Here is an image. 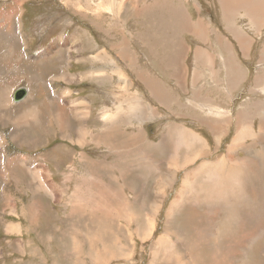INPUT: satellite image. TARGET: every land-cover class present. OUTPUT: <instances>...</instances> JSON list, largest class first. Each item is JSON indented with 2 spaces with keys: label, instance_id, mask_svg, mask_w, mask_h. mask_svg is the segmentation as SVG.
I'll list each match as a JSON object with an SVG mask.
<instances>
[{
  "label": "rangeland",
  "instance_id": "obj_1",
  "mask_svg": "<svg viewBox=\"0 0 264 264\" xmlns=\"http://www.w3.org/2000/svg\"><path fill=\"white\" fill-rule=\"evenodd\" d=\"M105 1L111 6L100 11L97 5ZM219 3L150 0L146 6L147 0H78L73 4L71 0H0V264H177L173 262L179 253H185V240L192 247L202 229L214 234L217 244L203 241L197 250L195 244L188 254L192 253L198 264H264V25L252 28L248 19L253 18L251 13H258L245 12L251 7L243 5L223 14L225 19L228 16L227 25L221 15L218 22L219 10L222 14ZM76 4L86 7L84 17L77 15ZM11 11L15 17L9 21ZM94 22L102 27H94ZM200 23L204 30L195 36L191 27ZM82 28L89 35L86 50L89 54L101 52L103 58L95 64L92 56L86 57L80 68L76 63L82 57V44L74 47L63 36H76ZM242 31L250 39L247 51L236 40ZM216 33L222 34L224 44L216 43L220 39ZM200 48L214 52L215 58L218 54H238V61L232 60L230 65L235 78L236 64L244 65V82L239 79V86L229 82L228 87L224 71L217 82L207 65L197 70L200 75L196 78L191 55ZM188 55L187 61L182 60ZM219 60L221 66L223 61ZM132 63L145 68V84H155L151 74L168 78L162 82L164 88L155 86L165 95L151 99L158 104L164 122L146 126L149 162L138 154L143 159L140 167L116 171L121 159L110 156L108 148H94L93 120L86 123L72 102L90 86L88 79L79 82L78 71L89 76L96 70L103 75L121 69L135 81ZM45 79L52 80L53 96ZM20 88L28 89L27 94L15 101L14 94ZM218 127L222 128L219 133ZM240 128L245 133L231 150ZM114 136L123 143L124 138ZM134 154L137 152L130 156L136 158ZM99 177L109 182L107 187L113 184L108 187L115 194L111 206L97 195L93 180ZM231 181L237 197L224 195L220 187ZM51 188L53 194L49 193ZM182 188L184 197L178 195ZM93 196L98 200L92 213L87 209ZM220 201L233 209L219 210ZM172 208L177 209V215L171 225L182 232V240L176 231L160 240L169 231L168 210ZM211 208L217 210L211 212ZM36 213L39 221L34 219ZM149 213L154 230L146 218ZM77 241L81 255L76 253ZM121 244L125 245L124 254ZM156 244L157 248L164 246L154 257ZM34 248L48 257L21 254Z\"/></svg>",
  "mask_w": 264,
  "mask_h": 264
},
{
  "label": "crops",
  "instance_id": "obj_2",
  "mask_svg": "<svg viewBox=\"0 0 264 264\" xmlns=\"http://www.w3.org/2000/svg\"><path fill=\"white\" fill-rule=\"evenodd\" d=\"M71 1L73 4V2H76L78 0H76V1L71 0ZM149 1L150 0H147L146 6L148 5ZM108 3H109V5H108ZM219 4H220L222 14L220 13V10H219V16L217 18L218 22L220 20V15H221L222 16V18H221L222 22L227 25L228 16H227V19H225V17H223V14L226 11L229 12L231 7H229L226 4V1L222 2V0H220ZM222 5H225V6L222 8ZM236 5L237 6H240V5L250 6L251 8L247 9L245 12L252 11V12L258 13V14L252 13L253 15H255L256 18L253 17L251 19H248L252 28L253 27L254 28H257V27L261 28L264 25V24H262L264 22V2H263V5L261 4V1H259V4H256V3H254V1H251L248 3H244V2L237 3ZM82 6H85L84 2L82 3ZM110 6H111V3L108 1H105L104 4L97 5V8H99V10L101 9L100 11H107V9ZM76 7H77L76 10L78 11L77 15H79V16L82 15L84 17V15H85L84 13L87 10L86 7L80 8V7H78L77 4H76ZM116 9H118V4L116 5ZM242 17L237 18L236 25L242 19ZM244 17H245V15H244ZM202 22L204 23V21H202ZM99 26L102 27L101 25L97 26V24L94 22V27H99ZM111 28L112 27H109L108 30L106 31V34H108V37L110 34L109 30ZM219 28H220V26H219ZM229 28L232 29V28H235V26L229 25ZM98 30H101V29L98 28ZM203 30H204V26L202 25V23H200L198 25H194L193 27H191V31L193 34H195V36L201 34L203 32ZM242 32H243V34L237 36L236 40H238L237 42H239L240 47L244 51H247L248 48L243 47L244 44L242 42L250 45V39H249V36L246 33V31H242ZM216 34L218 37H220V39H218V41L216 43L218 45L224 44L225 40H224V37L222 36V34L221 33L220 34L216 33ZM88 36L89 35H88L87 30L85 28H82L80 31H77L76 37L75 36H72V37L63 36L64 38L66 37V41L68 39H75L77 45H78V42H80L82 44V48H83V51L81 53L82 57L80 58V61L76 63L77 67L79 66L80 68L83 67L81 64V60L84 61L86 57L92 56L93 62H95V64L98 61H100V59L103 58V56H101V52L98 54H95V53L89 54L90 51L86 50V48L84 46L89 42ZM93 40L95 41V38H93ZM106 42L109 43V41H106ZM80 50H81V47H80ZM189 57H190V55H188L187 58L182 59V60L187 61ZM238 57H240V56L236 53H228L227 55L218 54L215 58L214 52H212L210 50H205V49L202 50V48H200L198 51L194 52V54L191 55V59H192V63H193V70H196V73H195L196 78L200 75V73H197V70H200L201 67H204L205 65H207V66L211 67V78H213L217 82H220L218 78L220 77L221 72L224 71L225 76H223V79L227 83L228 87L230 85L229 82L233 83L235 81L236 86H239V84H240V82L238 84L239 79H241V81L244 82V75H243L244 65L236 64V75H237L236 78L234 76L235 70H234L233 66L230 65V61L235 60L237 62ZM218 58H220V60H219L220 62H222V61L224 62V64L222 62L221 66H218V64H217ZM135 66L136 67L133 66V63L131 64V71L133 73H135V81L138 80L139 83H136L133 80L132 75L127 74L126 71H123L121 69H119V70L115 69L112 71H108L103 75H102V72L96 70V71H94V74L91 73V75H89V76H85L86 71H84V70H82V72L78 71L79 82H81V81L85 82L86 79H88L87 82L90 83V86L88 83L85 85V86H89L85 93H83V94L79 93L78 94L77 100L82 99L81 104L77 108L78 114L80 117H82L85 120L86 123H88V121H90V120H93L94 136H93L92 140L94 142H97L98 136L100 134H103L104 131H106V130H108L109 133H111L113 135V141L114 142L111 141V143H109V144L103 143L104 145L103 144L99 145V144L95 143L94 148H97L99 150H102V148H108L110 154L112 153L110 156L115 155L116 157H118V159H121V161L119 162L121 164L117 165L116 171H119V169L121 171L123 169L122 168L123 165L125 166L123 170H127V168H128V170H134L137 167H140L142 165V160H143L142 158H146L147 163L149 162L148 160H150V154L151 153L149 151L148 129L146 126L148 124L155 123L156 121L157 122L158 121L164 122V116L160 117L159 112L157 110L158 104L151 102V99H155V98L160 99V98H162L163 94L165 95V92L163 93L161 91H158V89L155 86L161 85V87L164 88V86L162 85V82L167 81L168 78L166 79V77H165V79H162L161 75H163V74H161L160 76L157 75L156 73L154 75L151 74L152 77L156 80H159L161 84H159L156 80H154L155 84L152 86L145 84V83H143L144 77L146 75L145 68L138 67L136 64H135ZM218 67H219V69H218ZM238 70H240V74H239ZM148 72L150 73V71H148ZM193 73H194V71H193ZM46 74H48V73L46 72ZM80 75H82V76H80ZM117 77H119L120 80L122 81L120 84L116 83L118 81ZM129 77H131V79ZM176 77H177V75L171 77L170 81H172V79L176 78ZM178 78H180V77L178 76ZM45 80L47 82L46 86H47L49 92H51V95L53 96L52 80H50V79L49 80L45 79ZM195 80L199 81L198 79H194V81ZM149 86H151V88ZM51 95H50V97L52 98ZM64 95H66V94H64ZM80 107H83L82 108L83 112H81ZM55 121L58 122L57 119H55ZM241 122L242 121L240 119H239V122L237 121L238 127H239V124H241ZM86 130H88V128H86ZM96 130H98V131H96ZM94 131H96V132H94ZM220 131H222L221 127L218 129L217 133H219ZM114 133H116L118 136L124 138V139H121V141L123 142L122 144H120L118 142V141H120V139H118L116 136H114ZM133 138H134V141L132 143L131 140ZM130 141H131V145L129 144ZM134 143H135V145H134ZM138 143H140V144H138ZM111 144H113V146H110ZM230 149L234 150L231 147H230ZM135 151L137 152L136 155L134 154L136 158H133V155L132 156H130V155L135 153ZM85 154H87V153L84 152V155ZM138 154H139V157L141 156L142 158H140V159L137 158ZM144 154H145V156H144ZM91 167H94V162L92 163ZM87 177H89V175H87ZM93 181H95V180H93ZM238 181L239 180L236 181V184ZM229 183L232 184L233 182L231 181ZM51 191H53V192L51 193L49 190V193L53 194L55 192L54 188H51ZM50 196L52 197V195H50ZM89 199H91V202L88 205L87 211H89V212L91 211L93 213V211H94L93 209H94L97 201H96V198H93V197H91ZM82 210L84 212L86 211L85 208H82ZM34 219L39 221V217H38L37 213L34 215ZM36 225L39 226L40 225L39 222H37ZM74 228H76V226ZM218 251H220V250H218ZM21 254H23L24 256L29 254V255H32L36 258H40V259H46L48 257L47 254L44 255L42 253H39L37 248H34L33 251L29 250V252L26 249H24L21 252ZM81 254L82 253H80V255ZM98 264H100V262H98Z\"/></svg>",
  "mask_w": 264,
  "mask_h": 264
},
{
  "label": "bare ground",
  "instance_id": "obj_3",
  "mask_svg": "<svg viewBox=\"0 0 264 264\" xmlns=\"http://www.w3.org/2000/svg\"><path fill=\"white\" fill-rule=\"evenodd\" d=\"M226 1V4L229 6V7H231V8H235L237 5V3H241V2H244V3H248L249 2V0H239V2L237 1V0H225ZM93 2V1H92ZM100 2H102V1H100ZM104 2V1H103ZM107 3V2H106ZM108 5H109V3H108ZM113 5V4H112ZM6 6V5H5ZM12 7V6H11ZM18 7V6H17ZM19 10V9H18ZM17 10V11H18ZM101 10V9H100ZM94 11V10H93ZM19 12H20V10H19ZM89 12V11H88ZM91 12V11H90ZM120 13V12H119ZM118 13V14H119ZM16 14H18L17 12H16ZM251 15L253 16V17H255V15H253L252 13H251ZM15 17V13L13 12V11H11V13H10V16H8V20L10 21L11 19H13ZM256 18V17H255ZM230 22V21H229ZM262 24H264V22L262 23ZM261 24V25H262ZM236 25V24H235ZM260 25V26H261ZM98 26V25H97ZM124 26V25H123ZM198 30V29H197ZM76 37V36H75ZM80 39V38H79ZM76 40L75 39H68L66 42H73V46L74 47H77L78 45L76 44V42H75ZM244 45H248V44H245L244 42H242ZM243 45V47H246V46H244ZM51 46V45H50ZM69 47V46H68ZM71 47V46H70ZM73 48V47H72ZM60 49H61V47H60ZM106 49V48H105ZM54 50V48H52L51 49V51H50V55L52 54V51ZM57 50V49H56ZM85 50V49H84ZM247 50V49H246ZM124 55V54H123ZM60 56V55H59ZM100 56V55H99ZM61 57H62V54H61ZM62 59V58H61ZM64 59V58H63ZM62 59V60H63ZM47 60V59H46ZM87 60V59H86ZM89 60V59H88ZM50 61H51V59H50ZM67 72V71H66ZM63 75V74H62ZM154 75V74H153ZM68 76H71V74H68L67 75V77ZM85 76H86V74H85ZM60 78V77H59ZM261 90V89H260ZM9 91V90H8ZM70 90H67L66 92H65V94L66 93H68ZM74 91V90H73ZM4 92V91H3ZM10 93V92H9ZM63 93H64V91H63ZM68 95V94H67ZM127 95V94H126ZM123 99V98H122ZM77 100V99H76ZM82 100V99H81ZM81 100L79 99V100H77V101H75V102H72L75 106H79L80 104H81ZM122 101V100H121ZM125 101V100H124ZM71 103V104H72ZM124 104V103H123ZM122 105V104H121ZM69 107V106H68ZM9 108V107H8ZM34 109V108H33ZM211 109V108H210ZM210 109H209V112H211L210 111ZM29 111H33V110H29ZM230 111V110H229ZM28 112V111H27ZM81 112H83V111H81ZM90 112V111H89ZM213 112V111H212ZM211 112V113H212ZM218 111H216V113H217ZM29 113V112H28ZM31 114H32V112H30ZM26 115H28L27 113H26ZM33 115V114H32ZM36 115H38V114H36ZM61 115V114H60ZM89 115V114H88ZM28 116H30V114L28 115ZM37 117V116H36ZM32 119H33V116H32ZM260 125H261V123H260ZM55 126V125H54ZM71 126V125H70ZM82 126V125H81ZM245 127V126H244ZM243 127V128H244ZM261 127V126H260ZM259 127V128H260ZM71 128H73V127H71ZM79 128H81V127H79ZM218 128H220V127H218ZM68 129H69V127H68ZM83 129H84V127H83ZM245 129H246V127H245ZM243 129H241L240 128V130L239 131H241V133L235 138V140H234V143H233V145H232V148L233 149H236V147L239 145L238 144V140L243 136V134L245 133V130H243ZM68 131V130H67ZM84 131V130H83ZM87 131V130H86ZM69 132V131H68ZM258 132H261V131H258ZM53 133V132H52ZM79 133H80V131H79ZM82 133V132H81ZM51 134V133H50ZM65 134V133H64ZM78 134V133H77ZM87 134V133H86ZM61 135V134H60ZM66 135V134H65ZM259 135V134H258ZM262 135H264L263 133H262ZM63 136V135H62ZM88 136V135H87ZM91 136V135H90ZM259 136H261V135H259ZM258 136V137H259ZM66 137V136H65ZM69 137V136H68ZM79 137H80V135H79ZM82 137H84V136H82ZM89 137V136H88ZM133 137V136H132ZM131 137V138H132ZM91 138H92V136H91ZM90 138V139H91ZM201 138V137H200ZM261 138V137H260ZM65 139V138H64ZM98 140H97V144H103V143H105V144H109V143H111V141L112 142H114L113 141V135L111 134V133H109V131L108 130H106V131H104V133L103 134H100L99 136H98V138H97ZM204 139V138H203ZM74 140V139H73ZM82 140V139H81ZM96 140V139H95ZM140 140V139H139ZM200 140V139H199ZM262 140V139H261ZM69 141H70V139H69ZM132 141V143H133V141H134V138L131 140ZM179 142V141H178ZM177 142V143H178ZM191 142V141H190ZM200 142V141H199ZM80 143V142H79ZM89 143H91V142H89ZM78 144V143H77ZM84 144V143H83ZM114 144V143H113ZM113 144H111L110 146H113ZM137 144V143H136ZM138 144H140V143H138ZM92 145H94V144H92ZM104 145V144H103ZM134 145H135V143H134ZM86 146V145H85ZM84 146V147H85ZM145 146V145H144ZM252 146H254L253 144H252ZM257 146H258V144H257ZM235 147V148H234ZM110 148V147H109ZM135 148V147H134ZM259 151V150H258ZM263 151V150H262ZM99 153V152H98ZM257 153V152H256ZM112 154V153H111ZM258 154V153H257ZM260 154H262V152L260 153ZM144 156H145V154H144ZM187 156V155H186ZM101 157V156H100ZM138 158V157H137ZM149 159V158H148ZM187 160V159H186ZM219 160H220V158H219ZM218 160V161H219ZM223 160V159H222ZM221 160V161H222ZM261 160V159H260ZM149 161V160H148ZM181 162H183L182 160H181ZM186 161H184V164L186 165V163H185ZM223 162V161H222ZM203 164V163H202ZM176 165V164H175ZM188 165V164H187ZM237 165V164H236ZM107 165H105V167H106ZM178 166V165H177ZM182 166H184V165H182ZM182 166H180V169H181V167ZM201 166V165H200ZM238 166H240V165H237V167ZM109 167V166H108ZM174 167V166H173ZM241 167V166H240ZM243 167V166H242ZM111 168V167H110ZM109 168V169H110ZM120 168V167H119ZM175 168V167H174ZM177 168V167H176ZM124 169V168H123ZM122 169V170H123ZM128 169V168H127ZM173 169V168H172ZM103 170V169H102ZM112 171V170H111ZM119 171H120V169H119ZM201 171V170H200ZM208 171V170H207ZM236 171L238 172V169H236ZM240 171V170H239ZM202 172H204V171H202ZM206 172V171H205ZM106 173V172H105ZM118 173V172H117ZM141 173V172H140ZM171 173V172H170ZM98 174V173H97ZM96 174V175H97ZM108 174V173H107ZM110 174V173H109ZM114 174V173H113ZM120 174V173H119ZM142 174V173H141ZM175 176V175H174ZM140 177V176H139ZM77 178V177H76ZM169 178H170V176H169ZM208 178V177H207ZM108 179V178H107ZM121 179V178H120ZM139 179V178H138ZM144 179H145V177H144ZM171 179V178H170ZM182 179V178H181ZM78 180V179H77ZM95 181H93L94 183H96L97 184V188H98V193H97V195H98V197H99V199H101L102 201H104L108 206H111V204H112V202H114L115 201V194L113 193V192H110L109 190V188L108 187H112V185L111 184H109V185H111V186H108L107 187V184L109 183L106 179H103V178H96V179H94ZM141 180H142V178H141ZM168 180V179H167ZM110 181H112V179H110ZM167 183H168V181H166ZM122 183V182H121ZM171 184V183H170ZM174 184V183H173ZM184 184H187V182L186 181H184ZM118 185V184H117ZM119 187V186H118ZM182 187V186H181ZM221 187V189H222V191L223 190H225V192H223V194L224 195H232V196H236L237 197V195H239V193H238V191L237 190H233V188L235 187V185H234V182L232 183V184H230V183H228L227 185H225V186H220ZM96 188V187H95ZM96 188V189H97ZM158 188V187H157ZM156 188V189H157ZM214 188V187H213ZM237 188V187H236ZM114 189V188H113ZM127 189V188H126ZM166 189V188H165ZM218 189V188H217ZM242 189V188H241ZM50 191H51V189H49ZM159 190V189H158ZM167 190V189H166ZM214 190V189H213ZM211 191V190H210ZM209 191V192H210ZM53 192V191H52ZM51 192V193H52ZM94 192H96V191H94ZM216 192H217V190H216ZM215 192V193H216ZM130 193H131V191H130ZM180 193V194H179ZM178 193V195L180 196V197H184V194H185V191H184V189L182 188L181 189V191ZM208 193V192H207ZM206 193V194H207ZM214 193V192H213ZM218 193V192H217ZM227 193V194H226ZM161 194H162V192H161ZM219 194H220V190H219ZM95 195V194H94ZM118 195V194H117ZM120 195H122V194H120ZM209 195V194H208ZM221 195H222V193H221ZM74 196V195H73ZM72 196V197H73ZM130 196V195H129ZM146 196V195H145ZM165 196V195H164ZM212 196V195H211ZM76 197V196H75ZM75 197L73 198V199H75ZM80 197V196H79ZM117 197H119V195L117 196ZM135 197V196H134ZM133 197V198H134ZM81 198V197H80ZM93 198H96V201L98 200L97 199V197H95V196H93ZM122 198V197H121ZM118 199V198H117ZM162 199H164V198H162ZM72 200V199H71ZM77 200V199H76ZM86 200V199H85ZM133 200V199H132ZM69 201H70V198H69ZM112 201V202H111ZM119 201H121L122 202V199L121 200H119ZM126 201V200H125ZM162 201V200H161ZM175 201H176V199H175ZM128 202H129V204H131L132 205V201L129 199L128 200ZM177 202V201H176ZM196 202V201H195ZM209 202V201H208ZM161 203V202H160ZM172 203V202H171ZM207 203V202H206ZM215 202H212L210 205L211 206H214L215 204H214ZM227 203H229V199H228V201H227ZM81 204V203H80ZM124 204V203H123ZM150 204V203H149ZM149 204H148V206H149ZM153 204V203H152ZM174 205L176 204V203H173ZM172 204V205H173ZM200 204V203H199ZM219 204H220V209L219 210H221V211H223V210H227V209H230L231 207H226L221 201L219 202ZM218 204V205H219ZM154 205V204H153ZM171 205V206H172ZM190 205H191V203H190ZM229 205H231V203L229 204ZM82 206H83V204H82ZM120 206V205H119ZM125 206V205H124ZM133 206V205H132ZM137 206V205H136ZM200 206V205H199ZM202 206V205H201ZM200 206V207H201ZM207 206H209L208 204H207ZM154 207V206H153ZM148 208V207H147ZM156 208V207H155ZM170 208V207H169ZM197 208V207H196ZM208 208V207H207ZM80 209V208H79ZM231 209H233V208H231ZM230 209V210H231ZM176 208H172V209H169L168 211H169V213H168V221H169V231H168V233H167V235H162L161 237H160V240H162V238H169L170 236L169 235H172V234H174L175 233V231L177 232V236L182 240V232L178 229V228H176V227H174V226H172L171 225V222L173 221V220H175L176 219ZM189 210V209H188ZM197 210V209H196ZM200 210V209H199ZM198 210V211H199ZM213 210H217V209H214V208H211L210 209V211L212 212ZM39 211V210H38ZM238 211V210H237ZM80 212V211H79ZM38 213V212H37ZM98 213H101V212H98ZM120 214V213H119ZM152 214L154 215V217L156 218V220H157V213H156V211H153L152 212ZM220 215H221V213H219ZM82 215V214H81ZM90 215V214H89ZM211 215V214H210ZM209 215V216H210ZM215 215V214H214ZM80 216V215H79ZM123 216V215H122ZM196 216V215H195ZM83 217V216H82ZM82 217H80L79 218V220H81V218ZM206 217V216H205ZM204 217V218H205ZM255 217V216H254ZM133 218V217H132ZM146 218L148 219V221H149V224H150V227H151V230H154V228H155V225H154V223H153V220H152V218H151V214L149 213L147 216H146ZM248 219V218H247ZM192 220V219H191ZM199 220V219H198ZM165 221V220H164ZM209 221V220H208ZM252 221V220H251ZM82 222V221H81ZM86 222V221H85ZM88 222V221H87ZM87 222H86V224H87ZM197 222V221H196ZM240 222H241V220H240ZM248 222V221H247ZM36 223H37V221H36ZM79 224V223H78ZM78 224H77V226H78ZM93 224V223H92ZM202 224V223H201ZM89 225H91V223L89 224ZM164 225V224H163ZM211 225V224H210ZM239 225V224H238ZM257 225V224H256ZM81 226V225H80ZM79 226V227H80ZM147 226V225H146ZM258 226H260V224L258 225ZM75 227V226H74ZM73 227V228H74ZM85 227H86V225H85ZM143 227H145V226H143ZM142 227V228H143ZM254 227H256V226H254ZM82 228V227H81ZM137 228V227H136ZM162 228V227H161ZM252 228V227H251ZM261 228V227H260ZM83 229V228H82ZM87 229V228H86ZM140 229V228H139ZM138 229V230H139ZM163 229V228H162ZM197 229V228H196ZM205 229V228H204ZM254 229V228H253ZM106 230V229H105ZM150 230V229H149ZM151 230H150V232H151ZM207 230V229H206ZM262 230V229H261ZM142 231V229H140L139 230V234H140V232ZM162 231V230H161ZM240 231V230H239ZM256 231V230H255ZM84 232H86L85 230H84ZM88 232H89V229H88ZM131 232V231H130ZM147 232V231H146ZM160 232V231H159ZM184 232V231H183ZM257 232V231H256ZM95 233V232H94ZM97 233V232H96ZM143 234H144V231L142 232ZM152 233V232H151ZM86 234H87V232H86ZM197 234H198V239H197V241H195L194 243H193V245H192V247L191 246H187V244H186V240H185V253L183 254V255H181L180 253H179V255L177 256V259L176 260H174V262L173 263H177V264H188L187 263V261L189 260V264H190V262L192 263V264H198L197 263V261L196 260H198V259H193L192 257H191V255H193L192 253H190V254H188V252L190 251V250H194L195 249V246L197 245V248H196V250L199 248V244H200V242H212V243H214L215 245L217 244V242H216V237H214V234H212V233H206L203 229L202 230H199L198 232H197ZM151 235V234H150ZM80 236V235H79ZM113 236V235H112ZM140 236V235H139ZM157 236V235H156ZM115 237V236H114ZM76 238V237H75ZM77 238H78V236H77ZM142 238V237H141ZM144 238V237H143ZM151 238V237H150ZM163 240H165V239H163ZM157 241V240H156ZM191 241V240H190ZM194 241V240H193ZM155 242V241H154ZM158 242L159 241H157V244H158ZM89 243V242H88ZM234 243V242H233ZM236 243V242H235ZM234 243V244H235ZM157 244L155 245L156 246V249L153 251V255H154V257H156L157 255H158V250L160 249V248H162L164 245H159L160 246V248H157ZM166 244V243H165ZM196 244V245H195ZM74 245V244H73ZM154 245V244H153ZM167 245V244H166ZM213 245V244H212ZM84 246V245H83ZM209 246V245H208ZM117 247V246H116ZM141 247V246H140ZM154 247V246H153ZM211 247V246H210ZM225 247V246H224ZM230 247V246H229ZM228 247V248H229ZM73 248H74V246H73ZM75 248L76 249H78V251L76 252L78 255H80V253H82V250H81V247H80V244H79V241H77V244L75 245ZM151 248V247H150ZM214 248H215V246H214ZM214 248H213V250H214ZM232 248V247H231ZM234 248V247H233ZM232 248V249H233ZM117 249V248H116ZM120 249L122 250V253L124 254V249H125V245L124 244H121V246H120ZM136 249V248H135ZM209 249H211V248H209ZM230 249V248H229ZM181 250V249H180ZM217 250V249H216ZM228 250V249H227ZM161 251V250H160ZM200 251H201V249H200ZM126 252V251H125ZM131 253V252H130ZM230 253V252H229ZM128 254V253H127ZM202 254V253H201ZM228 254V253H227ZM73 255V254H72ZM75 255V254H74ZM122 254H120V256H121ZM135 255V254H134ZM234 255V254H233ZM173 256H174V254H173ZM222 256V255H221ZM219 257V258H222V257ZM226 256V255H225ZM229 256V255H228ZM228 256H226V257H228ZM231 256V255H230ZM229 256V257H230ZM135 257V256H134ZM133 258V257H132ZM136 259V258H135ZM213 259V258H212ZM214 259H215V257H214ZM214 259H213V261H214ZM134 260V259H133ZM224 260V259H223ZM129 261V260H128ZM81 262V261H80ZM82 262H83V260H82ZM216 262V261H215ZM223 262H225V261H223ZM222 262V263H223ZM226 262H227V260H226ZM204 264V263H203ZM219 264V263H218ZM223 264H225V263H223Z\"/></svg>",
  "mask_w": 264,
  "mask_h": 264
},
{
  "label": "water",
  "instance_id": "obj_4",
  "mask_svg": "<svg viewBox=\"0 0 264 264\" xmlns=\"http://www.w3.org/2000/svg\"><path fill=\"white\" fill-rule=\"evenodd\" d=\"M27 94L26 88L18 89L14 94V100L19 101Z\"/></svg>",
  "mask_w": 264,
  "mask_h": 264
}]
</instances>
